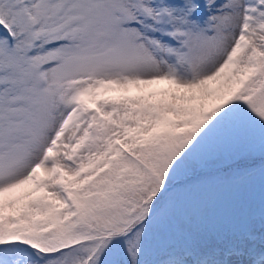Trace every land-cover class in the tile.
<instances>
[{"label":"snow or ice","instance_id":"obj_1","mask_svg":"<svg viewBox=\"0 0 264 264\" xmlns=\"http://www.w3.org/2000/svg\"><path fill=\"white\" fill-rule=\"evenodd\" d=\"M0 264H264V0H0Z\"/></svg>","mask_w":264,"mask_h":264}]
</instances>
